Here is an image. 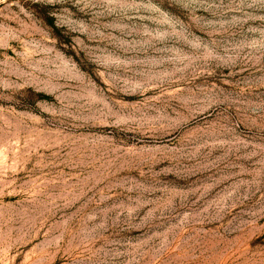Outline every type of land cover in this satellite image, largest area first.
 <instances>
[{"label": "rangeland", "instance_id": "1", "mask_svg": "<svg viewBox=\"0 0 264 264\" xmlns=\"http://www.w3.org/2000/svg\"><path fill=\"white\" fill-rule=\"evenodd\" d=\"M0 264H264V0H0Z\"/></svg>", "mask_w": 264, "mask_h": 264}, {"label": "bare ground", "instance_id": "2", "mask_svg": "<svg viewBox=\"0 0 264 264\" xmlns=\"http://www.w3.org/2000/svg\"><path fill=\"white\" fill-rule=\"evenodd\" d=\"M187 121H188V118H186L183 123H186Z\"/></svg>", "mask_w": 264, "mask_h": 264}]
</instances>
